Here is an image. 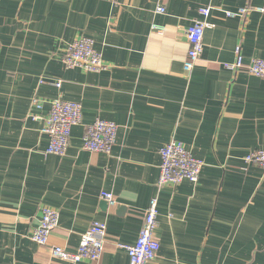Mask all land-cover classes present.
Here are the masks:
<instances>
[{
  "label": "crops",
  "instance_id": "obj_1",
  "mask_svg": "<svg viewBox=\"0 0 264 264\" xmlns=\"http://www.w3.org/2000/svg\"><path fill=\"white\" fill-rule=\"evenodd\" d=\"M263 0H0V264H71L93 221L106 227L96 263L129 264L113 243L133 244L157 195L150 264H264V170L243 158L264 149V79L227 68L238 55L264 61ZM163 8V13L157 9ZM208 8L203 52L185 72L186 32ZM153 26L163 28L162 32ZM91 38L104 69L64 67L67 46ZM59 84V88L55 84ZM81 104L64 155H46L49 102ZM42 104L33 108V101ZM97 119L118 127L109 155L82 149ZM178 141L203 162L198 182L158 193L159 150ZM102 192L115 201L109 206ZM44 208L58 212L48 244L30 240Z\"/></svg>",
  "mask_w": 264,
  "mask_h": 264
},
{
  "label": "built area",
  "instance_id": "obj_2",
  "mask_svg": "<svg viewBox=\"0 0 264 264\" xmlns=\"http://www.w3.org/2000/svg\"><path fill=\"white\" fill-rule=\"evenodd\" d=\"M251 10L264 13L263 6L257 9L242 8L236 12H226L227 18H244ZM158 13H163V8L157 9ZM199 14L203 19H197L188 28L186 39L188 51L183 63L185 72H190L198 64L203 52V37L205 29L212 26L206 22L205 18L209 14L208 8L199 9ZM159 32L162 27L153 26ZM232 65H227L228 69L239 71L245 70L249 75L264 79V61L252 60L245 65L238 55ZM64 67L78 68L85 72L97 73L104 69V64L99 52L95 49L91 38L81 37L69 44L62 56ZM59 88V84H55ZM49 110L42 120L41 134L48 139L46 155H64L70 142L71 128L81 122V104L78 102L64 101L56 98L49 102ZM33 108L42 109V104L33 101ZM118 127L108 121L97 119L85 128L82 135V149L92 153H102L109 155L116 144ZM160 165L159 176L156 182L157 193L167 185L176 187L187 182L195 185L198 182L203 162L195 158L192 153L178 141H170L159 150ZM246 166H256L264 170V149H256L248 153L243 158ZM101 199L109 206H114L115 201L111 193L102 192ZM158 198L152 197L144 213V218L138 233V237L133 244L113 243V246L126 253L129 264H150L159 251L160 244L154 238L157 227ZM59 214L57 211L44 208L41 213L38 227L31 233L30 240L39 246H46L52 231L57 227ZM106 227L104 223L93 221L87 230L81 235L78 247L74 251H68L61 247H54L52 255L64 262L76 264L80 262L96 263L102 257L106 246Z\"/></svg>",
  "mask_w": 264,
  "mask_h": 264
}]
</instances>
